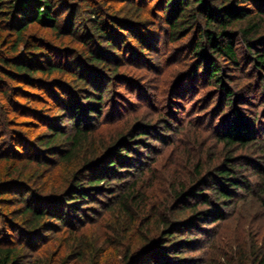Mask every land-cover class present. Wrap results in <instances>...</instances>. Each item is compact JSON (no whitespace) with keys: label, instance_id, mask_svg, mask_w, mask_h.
<instances>
[{"label":"trees","instance_id":"16d2710c","mask_svg":"<svg viewBox=\"0 0 264 264\" xmlns=\"http://www.w3.org/2000/svg\"><path fill=\"white\" fill-rule=\"evenodd\" d=\"M162 37L166 44L189 38L192 64L175 85L202 78L229 106L238 95L230 88L229 73L245 63L261 73L264 97V0H0V163H13L7 180L0 181V208H7L0 211V264H39L33 255L47 233L81 231L100 211L117 215L116 233L135 225L147 203L136 177L153 155L147 140L153 131L143 123L131 126L96 156L90 146L92 126L104 118L114 83L126 78L121 69L127 64L154 67L150 57L159 52ZM48 38L75 41L80 50L70 53ZM23 86L42 90L43 98ZM20 96L29 103H51L56 112L24 106L15 100ZM18 113L38 119L41 128L33 137L19 132L22 140L13 146L17 132L10 127L20 123L9 116ZM255 117L237 111L217 126L221 162L205 172L197 167L193 184L174 193L180 203L177 218L150 243L154 252L126 253L123 264H185L184 249L194 247L198 238L188 240L181 233L203 234L201 227L223 221L226 211L248 194L264 208V141ZM171 125L169 120L162 128ZM156 140L162 141L160 135ZM15 147L23 149L22 155ZM242 149L254 156L241 155ZM60 166L69 170L57 195H43L44 189L24 182L42 173L51 177ZM5 226L18 235L17 242L4 235ZM74 242H79L75 259L84 260L90 250L92 262L96 249L78 236ZM263 245L258 241L246 248L235 264H264Z\"/></svg>","mask_w":264,"mask_h":264},{"label":"rangeland","instance_id":"374dc122","mask_svg":"<svg viewBox=\"0 0 264 264\" xmlns=\"http://www.w3.org/2000/svg\"><path fill=\"white\" fill-rule=\"evenodd\" d=\"M160 24L158 22L157 31H161ZM42 35L47 36V33L43 32ZM188 40L189 38L166 44L162 37L159 52L150 57L154 67L147 68L142 64H127L123 67L121 73L129 82L121 78L114 83L112 97L109 95L106 102L104 118L92 126L90 146L94 147L93 153L96 156H100L112 141L131 126L143 123L153 131L147 139L152 146L153 155L151 159L143 161L147 169L140 177H136L139 191L144 193L147 203L135 225L129 231L116 233L119 220L117 215L100 211L98 213L101 216L92 218L93 224L81 231L76 229L73 233L61 229L57 233H47L46 242L33 255L34 261L39 264H123L122 258L126 253L133 255L143 248L149 249L150 243L158 239L163 225L177 218L175 210L180 203L176 202L174 193L183 188L186 190L193 184L196 168L201 167L205 172L221 162L222 145L216 139L217 126L227 122L229 115L238 111L251 120L256 116L255 126L260 130V140L264 141V97L258 76L261 73L245 63L234 73H229L230 88L238 94L229 106L220 103L219 97L212 94L211 87L201 82L202 78L199 83L183 79L175 85L178 77L192 64L189 48L186 46ZM68 41L70 42L48 38V43L67 49L70 53L74 49L80 50L75 41ZM24 88L37 96L42 97L44 94L42 90L33 92L32 89ZM15 100L42 112H56L51 103L49 106L41 102L29 103L24 96L15 97ZM113 112L115 113L112 114ZM9 117L20 123L10 127L17 132L11 139L13 146H18L22 140L19 132L33 137L40 131L41 122L27 113L23 116L20 113L10 114ZM169 120L172 125L169 129H163L162 126ZM159 135L162 141H153ZM15 148L22 155L23 149ZM239 152L243 156H254L252 150L246 152V149H242ZM12 166L11 161L0 163V181L7 180L6 175ZM68 170L67 166H60L53 171L51 177H44L42 173L37 178L28 177L29 172L26 171L24 179L28 177L29 181L24 182L32 185L34 190L44 189L45 192H41L43 195H57L64 185L63 179ZM250 180L252 183L256 181L253 178ZM102 201H106L104 197ZM6 210L7 208H0L1 213ZM183 217L181 215L180 218ZM5 227L7 233L4 235H12L14 243L17 242L18 235ZM201 228L204 233L199 236L181 233L188 240L198 238L194 247L184 249L182 259L185 264H235L239 254H245L246 248L249 249L251 245L255 247L258 241H264V208L257 196L248 194L246 199L236 202L235 206L226 211L223 221ZM3 229L4 225L0 220V231ZM77 236L96 249L92 262L90 250L84 260L75 259L74 252L79 242L75 244L74 239ZM149 251L154 252V249Z\"/></svg>","mask_w":264,"mask_h":264}]
</instances>
